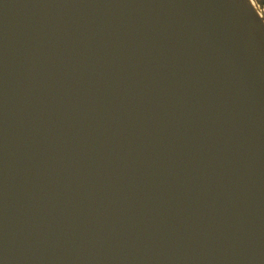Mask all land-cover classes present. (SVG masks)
Returning a JSON list of instances; mask_svg holds the SVG:
<instances>
[{
  "label": "water",
  "instance_id": "1",
  "mask_svg": "<svg viewBox=\"0 0 264 264\" xmlns=\"http://www.w3.org/2000/svg\"><path fill=\"white\" fill-rule=\"evenodd\" d=\"M0 264H264V0H0Z\"/></svg>",
  "mask_w": 264,
  "mask_h": 264
}]
</instances>
